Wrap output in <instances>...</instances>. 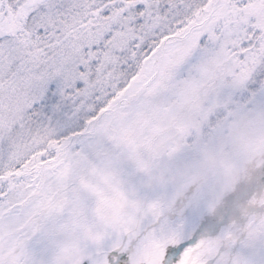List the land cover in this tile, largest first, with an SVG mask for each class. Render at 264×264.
<instances>
[{
	"label": "snow or ice",
	"instance_id": "snow-or-ice-1",
	"mask_svg": "<svg viewBox=\"0 0 264 264\" xmlns=\"http://www.w3.org/2000/svg\"><path fill=\"white\" fill-rule=\"evenodd\" d=\"M0 264H264V0H0Z\"/></svg>",
	"mask_w": 264,
	"mask_h": 264
}]
</instances>
